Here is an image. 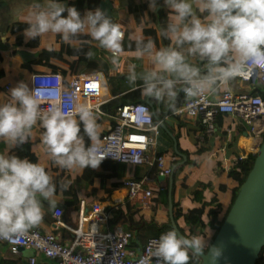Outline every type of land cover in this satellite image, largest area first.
<instances>
[{
  "label": "clouds",
  "instance_id": "clouds-1",
  "mask_svg": "<svg viewBox=\"0 0 264 264\" xmlns=\"http://www.w3.org/2000/svg\"><path fill=\"white\" fill-rule=\"evenodd\" d=\"M163 3L170 10V18L159 28V36L169 45L157 48L152 38L138 36L135 58H147L148 66L138 70L137 64L130 63L126 68L129 87L140 91L145 99L165 105L176 114L181 93L192 100L214 95L221 85L242 74L264 75V0ZM149 8L156 11L157 0H149ZM49 32L60 35L66 43L87 33L98 48L109 53L113 65L118 64L123 51L124 33L100 8L82 17L75 7L61 0H37L24 35L36 39ZM85 56L92 59L95 53L89 49ZM30 79L36 84L33 76ZM51 91L30 89L24 81L10 88L12 102L0 105V140L22 145L39 122L43 129L41 142L56 166L69 172L98 168L106 157L100 155L97 145L98 116L79 101L67 106L55 103L42 110L39 96ZM68 186V182L60 184L62 189ZM56 191L53 177L39 163L0 154V239L23 237L37 227L44 217L43 202L50 207L57 205ZM153 243L151 255L141 257L137 264H189V252L202 256L209 242L185 238L173 229ZM221 255V247L211 244L207 253L210 264H217Z\"/></svg>",
  "mask_w": 264,
  "mask_h": 264
},
{
  "label": "crops",
  "instance_id": "crops-1",
  "mask_svg": "<svg viewBox=\"0 0 264 264\" xmlns=\"http://www.w3.org/2000/svg\"><path fill=\"white\" fill-rule=\"evenodd\" d=\"M73 1L75 0H61L62 3L69 7H74ZM81 1L84 4L82 8L84 14L89 10H93L91 5L94 4L95 0ZM111 1L116 24L124 31L123 51L120 53L119 61L116 65L109 62V53L98 48L96 42L92 41L87 33L80 34L71 43H66L60 35L51 32L43 34L36 39L26 38L24 29L28 27V21L34 11V4L37 0H0V103L11 101V97L8 95L9 89L16 86L20 81H24L32 89L30 77L35 72H61L65 76L82 71L92 72L88 70L89 59L85 56L89 49L95 53L92 59H98L109 64L108 70H96L104 72L106 76L104 89L106 103L111 102L113 99L120 102L123 93L133 90L126 82L127 65L130 63L137 64L138 70L148 66L147 58L137 60L135 58V50H125L124 46L128 40L135 41L138 36L155 38L156 40L154 41L157 48L168 46L170 42L159 36V28L164 25L160 21L159 13L160 10L167 9V7L164 5L163 0H157L158 8L156 11H152L149 8V0ZM130 1H134L133 7L138 9L137 12L140 14L139 22L136 21L134 13L129 11ZM39 2L43 3V0H39ZM142 8H144V13L141 14ZM168 12L170 17V10ZM14 29L16 30L14 31ZM85 41L87 43H84ZM43 52H47V56L43 58L42 62H34L33 60L39 58ZM119 74L125 75V79L122 82L118 80ZM227 88L238 91L245 89L246 86L236 80H232L221 85L214 95L221 94ZM149 105L153 115L163 121L162 129L157 137L156 150L167 156L176 155L177 161L174 166L186 167L182 169L176 179V173L173 176L176 212L186 213L193 208L195 202L192 200L191 192L195 190L200 182L206 183L208 184V188L205 191L206 199L211 201L216 199L214 203L220 205L219 213L215 220L216 222H221L219 218L223 219L227 212L232 198V190L237 185L234 180L228 177V170L233 165L237 152L239 157L242 153L249 152L248 147L240 145L242 137L248 139L244 128L239 124L236 117L221 115L218 117L217 131L211 136H206L198 119L179 117L169 112L166 107L162 108L161 104L155 101H151ZM103 112V114H99L94 111L98 117L108 118L104 123H98L100 133L109 131L114 120L112 118L113 113ZM42 133L43 129L37 122L31 130L27 141L22 145H12L0 140V154L17 155L39 163L53 177L54 182L57 184V191L54 197L57 205L50 207L47 202H43V221L34 228L49 230L57 235L63 243L70 244L72 242V234L64 228L55 226L54 211L56 209L60 208L63 210L62 219L64 221L75 225L83 203L89 208L94 201H100L106 204L107 209L109 205L125 204L128 201V196L127 188L123 181L128 178L138 179L146 174L147 169L146 167H135L123 163L125 165L124 169L115 166V170H111L114 163L107 165L101 163L96 168V171L101 176L95 177L91 181L79 180L84 169L78 168L69 172L56 166L46 153L41 142ZM175 144H177L175 149L179 146L186 151V154L176 153L174 150ZM29 148H32L31 156L26 153ZM114 171H116V174L113 175ZM160 177L161 175L158 174L152 175V183L150 185L155 191V196L151 204L143 208L137 203H130L141 208L144 213L156 207L157 216L161 220L158 223H165L170 218L169 214L165 215V198L167 190H169V178L164 180L160 179ZM62 181L69 183L67 189L60 187ZM163 181H167L168 189L161 188L160 184ZM117 183H120V186L109 194L108 190L114 188ZM104 198H107V200H101ZM156 199L161 202L157 201L158 203H156ZM180 219L182 224H186L183 216ZM118 223L127 226L122 220ZM196 237L199 238V236ZM31 255L37 256L38 264H44L40 254L24 248L16 254L11 251L7 243L0 241V264H29Z\"/></svg>",
  "mask_w": 264,
  "mask_h": 264
},
{
  "label": "built area",
  "instance_id": "built-area-1",
  "mask_svg": "<svg viewBox=\"0 0 264 264\" xmlns=\"http://www.w3.org/2000/svg\"><path fill=\"white\" fill-rule=\"evenodd\" d=\"M32 76L36 82L35 84L31 80L32 88L52 90L39 96L42 110L55 103L67 106L79 101L99 114L104 113L102 106L107 102L104 98V72L82 71L65 76L61 72L42 71L35 72ZM236 81L246 88L238 91L227 88L219 95L185 99L175 115L198 119L206 136H211L217 131L219 116L236 117L250 141L249 152L246 151L239 157L243 159L250 153L256 154L263 142L264 75L258 77L253 73H246L237 77ZM9 102L11 101L5 103ZM2 104L4 103H0ZM112 118L115 125L97 142L100 155L106 156L101 163L117 161L135 167H146L147 172L142 177L123 181L127 188L128 201L145 208L155 196V191L150 185L152 175H161L164 180L171 177L177 156H167L156 150L157 137L163 121L155 120L149 104L136 102L118 106ZM153 168L156 171L149 173ZM160 186L162 189H168L167 181L161 182ZM62 215V209L54 211L55 226L72 234L70 244L63 243L53 232L39 228L30 229L23 237L0 241L7 243L16 254L23 248L40 254L44 264H137L141 257L151 255L153 242L161 236H153L145 244H140L136 233L124 224L118 223L110 227L111 214L106 204L100 201H94L89 208L83 203L75 225L64 221ZM29 264H38L36 255L29 257Z\"/></svg>",
  "mask_w": 264,
  "mask_h": 264
},
{
  "label": "trees",
  "instance_id": "trees-1",
  "mask_svg": "<svg viewBox=\"0 0 264 264\" xmlns=\"http://www.w3.org/2000/svg\"><path fill=\"white\" fill-rule=\"evenodd\" d=\"M100 0H95L94 4L91 5V8L95 10L96 8H99V2ZM134 1L129 2V11L134 13L136 17V21H140V14L137 12V8L133 7ZM74 7L80 12L81 16H84V11L82 10L84 4L83 1L81 0H75L73 1ZM169 10L164 8L160 10L159 16H160V21L162 24H166L168 19L170 18L168 15ZM141 14L144 13V8L141 9ZM66 15V13H65ZM17 28V27H16ZM16 29H14L15 31ZM153 40H156L155 38H152ZM125 50H135V41L134 40H128L124 46ZM47 56V52H43L40 54L39 58L34 59V62H42L43 58ZM109 64L106 62L99 61L98 59H89L88 62V70L89 71H96V70H108ZM125 79V75H118V80L119 82H122ZM264 96V92H262ZM121 101L118 102L116 99H113L111 102L106 103L102 106V110L106 111L110 114L113 113V111L121 105L125 104H130V103H136V102H144L147 104H150V102L146 101L140 91L138 90H130L126 93H123L121 96ZM185 97L183 93L180 94V98L177 102V107H180L184 103ZM161 107H166L165 105L161 104ZM108 120L106 117L100 116L98 117L97 123H104V121ZM115 125V120L112 121V127ZM82 127V126H81ZM109 131H105L100 133V137L104 136L107 134ZM81 135H83V132H81ZM85 143H88L87 137H85ZM250 141L244 137L240 139V145H245L246 147L249 146ZM176 153H185L186 151L182 150L179 146L175 150ZM28 156L32 155V148H29L28 151L26 152ZM256 159V154L250 153L247 157L240 159L239 158V153L237 152L236 158L234 160L233 165L229 168L228 170V177L234 180L237 185L234 187L232 190V198L230 205L228 207L227 212L223 216V219L221 222H216L215 217L219 213V207L220 205L216 202L215 200H207L206 199V194L205 191L208 188V184L206 183H199L198 186L191 192V197L192 200L195 202V206L191 209H189L186 213H178L174 212V220L177 223V220L180 217H184L185 222L187 226L189 227L190 230V235L195 232V228L200 226V227H210L211 229L214 230V234L211 238V241L209 242L208 246L204 248V251H208L209 247L211 246L213 240L215 239L216 235L218 234L222 224L224 223L236 197L237 194L240 190V187L242 184L245 182L249 172L254 166ZM112 164L114 163L113 167L111 170H115V166L120 169H124V164L122 162H116V161H106L103 162L102 164L107 165V164ZM122 165V166H121ZM177 167L174 170V173L176 172ZM156 169L153 168L152 170L148 171L149 173L155 172ZM116 174V171H114L113 175ZM101 176L100 173L96 171V169H91V168H85L83 170L82 175L79 177V180H87L91 181L95 177ZM120 186V183H117L114 188L109 189L108 193L111 194L114 189L118 188ZM225 189V187H223ZM169 190H167L166 193V200L165 203L168 206L169 205V196H168ZM174 192H175V182L173 180V188H172V200H173V207L175 208V202H174ZM161 198V197H160ZM103 201H106L107 198L101 199ZM156 203L160 202L159 199L155 200ZM158 201V202H157ZM108 211L111 214V217L109 218V225L111 227L115 226L119 221H123L129 229L134 231L136 233V238L137 241L141 244H145L149 238L153 236H159L164 234L165 232L169 230H173L174 228L172 227L171 223V218L165 223H158L153 220H148L145 217V214L143 210L139 207L133 206L129 201H127L125 204H117V205H109ZM188 238V237H187ZM190 256V261L189 264H200L201 259L199 256H194L192 253H189ZM256 264H264V247L259 255V258L256 261Z\"/></svg>",
  "mask_w": 264,
  "mask_h": 264
},
{
  "label": "water",
  "instance_id": "water-1",
  "mask_svg": "<svg viewBox=\"0 0 264 264\" xmlns=\"http://www.w3.org/2000/svg\"><path fill=\"white\" fill-rule=\"evenodd\" d=\"M100 9L104 10L116 23L111 0H101ZM154 118L157 121L160 120L156 115H154ZM176 167L177 165L174 166V170ZM173 174L169 177V215L172 227L180 236L185 237L180 233L174 220ZM160 179L165 178L161 176ZM212 245L220 246L222 249V255L217 264H256L259 258L264 247V138L259 150L256 152L254 166L240 187L237 197ZM210 248L211 246L208 251ZM208 251H204V255L199 256L201 259L200 264H210L207 256Z\"/></svg>",
  "mask_w": 264,
  "mask_h": 264
},
{
  "label": "rangeland",
  "instance_id": "rangeland-1",
  "mask_svg": "<svg viewBox=\"0 0 264 264\" xmlns=\"http://www.w3.org/2000/svg\"><path fill=\"white\" fill-rule=\"evenodd\" d=\"M236 79H234L235 81ZM261 87H259V91H261ZM162 129V128H161ZM176 147V144L174 146V150ZM184 167V166H183ZM182 166H178L177 167V170H176V174H175V179L177 178L178 174L182 171V169H185L186 167L183 168ZM174 176V174H173ZM168 196H169V205L165 207V215L167 216V214H169V206H170V189H169V192H168ZM161 199V198H160ZM161 202V201H160ZM155 207V206H154ZM174 208V207H173ZM176 211V207L174 208V212ZM145 214V217L148 219V220H153V221H156V222H160V218H158L157 216V212H156V207L155 209L153 208L151 211L149 212H146L144 213ZM170 216V215H169ZM222 217V216H221ZM181 218V217H180ZM178 219L177 220V225H178V229L180 231V233H182L186 238H192V237H196V236H199V239H201L202 241H208L210 242L211 241V238L214 234V230L211 229L210 227L206 226V227H196L195 228V232L193 234L190 235V230H189V227L187 226V224H182L180 222L181 219ZM166 220V218H165ZM222 219L219 218V221H221ZM163 221V220H162ZM175 230V229H174ZM209 244V243H208ZM208 246V245H207ZM206 246V247H207ZM205 247V248H206Z\"/></svg>",
  "mask_w": 264,
  "mask_h": 264
}]
</instances>
